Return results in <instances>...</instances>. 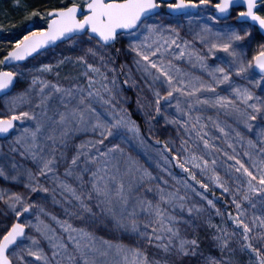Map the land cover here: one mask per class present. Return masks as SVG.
<instances>
[{
    "label": "snow or ice",
    "instance_id": "snow-or-ice-1",
    "mask_svg": "<svg viewBox=\"0 0 264 264\" xmlns=\"http://www.w3.org/2000/svg\"><path fill=\"white\" fill-rule=\"evenodd\" d=\"M18 26L22 34L0 55V94L10 113L0 114V140L7 141L0 143V180L20 189L0 186L3 214L11 216L0 227V264H242L236 253L249 250L255 261L247 264H264V147L197 111L210 105L246 130L264 123V94H257L264 93V40L252 47L257 34L264 36V0H25L22 18L7 28ZM60 45L65 47L57 51ZM49 53L54 62H41ZM129 55L130 61L121 62ZM29 60L34 66H21ZM185 62L203 75L183 68ZM26 75L30 82L17 89ZM124 85L150 93L151 99L137 98L149 129L162 118L189 137L181 138L178 151L170 147L176 143L171 137L155 140L162 160L188 178L174 177L184 185L183 194L162 186L168 181L112 142H126L131 134L146 144L140 123L120 103ZM205 120L223 134L231 155ZM256 136L264 141V127ZM245 140L246 159L235 147ZM221 166L224 175L217 171ZM198 173L231 195L235 213L229 210L227 218L241 232L233 246L236 232L209 218L207 226L216 230L210 246L218 255L202 249L197 220L204 208L188 191L222 221L225 214L205 194L210 185ZM157 179L161 183L154 185ZM42 193L51 194L54 204L72 205L62 209L66 219L33 198ZM99 225L136 236L137 245L98 237L93 226ZM149 248L155 249L151 255Z\"/></svg>",
    "mask_w": 264,
    "mask_h": 264
},
{
    "label": "rangeland",
    "instance_id": "rangeland-1",
    "mask_svg": "<svg viewBox=\"0 0 264 264\" xmlns=\"http://www.w3.org/2000/svg\"><path fill=\"white\" fill-rule=\"evenodd\" d=\"M41 1L43 0H37V3H41ZM48 1L49 3L50 0H45ZM24 0H21V4L20 6H17L15 3V0H0V22L4 23L6 25V27L4 29H0V50L3 48V46H5L8 41L13 38H19L18 34H22V28L20 26L9 30L7 28V25L9 23L12 24H18L19 20L22 18L23 15V4H24ZM58 3V0H54L53 3L51 4H56ZM5 17H7V19H5ZM31 23V22H29ZM42 23H40L39 26H42ZM189 39H191L192 37L189 35L188 36ZM262 40H264V37L257 34L252 42V47L254 48L256 43L261 42ZM196 46L197 47H201V45L199 44V42H196ZM64 45H60L59 48L57 49V51L60 50V48H64ZM65 55L69 54L67 51H65L64 53ZM52 53H49V57L46 59H42L41 62L47 63V62H54L52 59ZM123 59H127V60H131V55H129L128 57L122 58ZM211 62L215 63V58H211ZM35 61L29 60L27 63H22V67L24 68H29L34 66ZM183 68H185L186 70L189 71H195L197 75H203L202 72L197 71L196 69H193L190 65H188L186 62L182 63L181 65ZM70 69V66L65 67L60 69L61 71V75H65ZM126 77L121 76L120 80L125 79ZM136 78L137 80H141V77L139 76V74H136ZM207 78V77H205ZM48 79H53L52 76H48ZM120 80H118V84L120 83ZM30 82V78L26 75L25 77H22L20 79V82L17 84V89L23 88L24 86H26V84ZM241 83H245L244 81H240ZM222 91L224 92V94H227V89L224 88L223 86H221ZM15 91V90H14ZM13 93H8L7 95H12ZM257 94H264L261 93L259 90H257ZM140 95H144V96H148L149 99H151L150 93L148 92L147 89L144 90L143 93H140V90L137 89L136 87H132L130 85H124L123 86V91L121 93L122 99L120 101V103L128 108L132 115L133 118L136 119L140 125H141V130L145 135L146 138V144L142 145L139 143V141L133 137H131V134H128V139L126 142H120L119 139L117 138L116 140H113V143H121V147L125 150V154H131V156L135 159H137L139 161L140 164H142L143 166L147 167L148 169H150L153 174L157 177H162L163 180L168 181L167 185H162L164 187H171V188H180L182 190V194H183V189H184V185L182 183L178 184L176 179H174V177L176 178H182V179H186L184 178L179 171L176 169V167L174 165H168L166 164L160 155V152L158 151V149L160 148V145H157L155 143L156 139L159 140H165L168 139L169 137H171L173 140L176 141V143L174 145H170V147H173L174 151H178L181 148V144H180V140L181 138L184 139H189V137L186 135V133L184 132V130L182 128H179L177 125L175 124H168L165 125L164 121L162 118L158 119L157 121L153 122V127L151 129H149L148 124L145 123V118L143 116V109L138 108L137 106V98ZM126 98V100L124 99ZM5 100H6V96H0V114H10L7 112V108L5 105ZM143 102V101H141ZM21 111L25 110L24 108L20 109ZM197 111L202 112V114L204 115V117L207 116H212L213 119H217L219 118L222 122H225L226 125H231L233 128H236L237 130L241 131L244 136L246 137H251L254 140H257V143L260 144L261 147H264V141H260L257 139L256 136V131H258L260 128L264 127V123H260L257 122L254 126V130H246L245 127L240 124L239 122H237L235 120L234 117H230V116H226L225 113L223 111H220L219 113H217L216 109L212 108L210 105L209 106H203L201 107H197ZM175 114V108L173 106L172 111L170 112V115H174ZM195 114V113H194ZM137 117L139 119H137ZM206 122L208 124V128L207 131H209L213 136H218L220 137V139L218 141H215L217 144H219L221 147H224L225 150L229 151V154L231 155V150L228 149L224 139H223V134L219 132L218 129L212 127V122L211 121H202ZM145 126V129L143 130L142 126ZM23 126H27V125H23ZM19 127H21V125H18V129ZM146 130V131H145ZM230 132L232 131V128L228 129ZM149 131H151V137L152 138H148V133ZM16 132L12 133V136H15ZM193 135H195V133H193ZM12 137H8L7 139H11ZM233 140H235V137H232ZM0 143H4L6 144L7 141L6 140H0ZM202 145H201V150H202ZM236 147V151L237 153L241 154V157L246 159L245 157L242 156L243 152L249 150L246 140L243 143V145L237 143L235 144ZM256 151H258V149H256ZM207 158V157H206ZM159 162V163H158ZM160 164H163L164 167H167L168 170L172 173L171 176H169L167 173H165L164 171L161 170L160 168ZM217 171H219L221 173V175H224V169L223 166L219 167L217 169ZM198 175V179H204L205 183H209L210 187L209 189H213L215 191H217V193H219L221 196L220 200L223 202H228L230 207L233 209V213H235V208L231 205V195L230 194H225L223 193V190L219 188L218 185H213L207 177H201ZM41 183H46V181L42 180ZM154 185L161 183V181L159 179L154 180L152 182ZM0 186H4V187H12L14 190H20L15 184H5L4 181L0 180ZM188 195L192 198V202L200 204L203 206L204 211L201 213L200 217L197 220V223L201 225L200 229H199V235L202 239V249L205 253L211 251L213 254L218 255L219 252L217 249L212 248L210 246V238L212 235L215 234V229L208 227L206 224V221L211 218L212 222L214 224H220L222 227L223 226H227V228L230 231L236 232V237L233 238V246H235V241L237 239L240 238L241 236V232L239 229H237L236 227L233 226V224H231L227 218V213H226V209L224 207V204L221 201H218L217 199L208 197L209 199H213L214 202L216 203V207L220 209V211L222 213L225 214L224 216V220H221V217L216 214L215 210L212 209L210 206L207 205L206 201H204L202 198H200L198 195H196L195 193L191 192L190 190L188 191ZM57 196H59V193H57ZM34 199H36L38 202L42 203L43 206L45 207L46 212H51L55 215H59L61 219H66L67 217H65L62 214V209L64 207H71L72 205L69 204H54L53 200H52V196L51 194H40V195H35L33 196ZM148 198H153V196L151 194H149ZM176 214H180L179 212H177ZM35 216V213H33V217ZM28 218H32V217H26V219ZM43 219H45L48 223H50L52 225V227L54 229H56L57 233L60 235H63L66 237L67 233H65L62 229H60V227L54 223L50 217L48 216H42ZM11 219V216H5L3 214V204L2 202H0V227L3 226V224L7 221ZM141 221H143L145 219V217L141 216L140 217ZM23 222V221H21ZM71 222L74 225L80 226V222L75 219L72 218ZM93 230L95 231L96 235L98 237H103L106 240H110V241H122L126 244L129 245H137V237L126 232L123 231L121 229H117L115 227L112 226H103V225H99V226H93ZM30 234H35V231L32 230V232ZM46 244V242H45ZM140 246H144L143 244H140ZM257 246H259V244H257ZM69 247L71 249L72 245L69 242ZM155 252V249L153 248H149V253L150 255L152 253ZM225 255H230V253H228L227 251H225L224 253ZM236 257L241 260L242 264H247L249 258H251L253 261H255V258L252 256V254L250 253V251H237L236 253ZM117 259H119L117 257Z\"/></svg>",
    "mask_w": 264,
    "mask_h": 264
},
{
    "label": "trees",
    "instance_id": "trees-1",
    "mask_svg": "<svg viewBox=\"0 0 264 264\" xmlns=\"http://www.w3.org/2000/svg\"><path fill=\"white\" fill-rule=\"evenodd\" d=\"M24 1H25V0H24ZM38 1H39V0H38ZM53 1H54V0H50L51 3H53ZM32 3H33V4H36V3H37V0H32ZM41 3H42V4H51V3H49L48 1H45V0L41 1ZM3 49H4V46H3V48L0 50V55L3 54ZM137 119H139V118L137 117ZM142 127H143V130H144V129H145V126L143 125ZM145 131H146V130H145ZM174 166H175V165H174ZM175 167H176V169L179 171V173H180L184 178L188 179L187 177H185V175H184L182 169H180V168L177 167V166H175ZM205 194H206L208 197H211V198L217 199L218 201H221V200H220V197H221V196H219L220 194L217 193V191H215V190H213V189L205 190ZM221 202L224 204V207H225V209H226V213H227L229 210H231V211L233 212V209L230 207V205H229V203H228L227 201H226V202L221 201ZM228 220H229V219H228ZM229 222H230L231 224H233L230 220H229ZM233 226H234V225H233ZM249 251H250V250H249ZM252 256L255 258V255H254V254H252Z\"/></svg>",
    "mask_w": 264,
    "mask_h": 264
},
{
    "label": "water",
    "instance_id": "water-1",
    "mask_svg": "<svg viewBox=\"0 0 264 264\" xmlns=\"http://www.w3.org/2000/svg\"><path fill=\"white\" fill-rule=\"evenodd\" d=\"M264 37V36H263ZM0 96H3V94H0ZM0 135H3V134H0Z\"/></svg>",
    "mask_w": 264,
    "mask_h": 264
}]
</instances>
